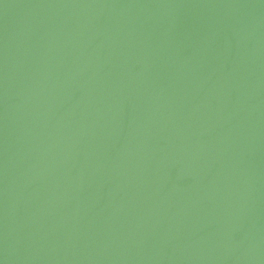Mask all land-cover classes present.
I'll return each instance as SVG.
<instances>
[{"label":"water","instance_id":"1","mask_svg":"<svg viewBox=\"0 0 264 264\" xmlns=\"http://www.w3.org/2000/svg\"><path fill=\"white\" fill-rule=\"evenodd\" d=\"M0 264H264V0H0Z\"/></svg>","mask_w":264,"mask_h":264}]
</instances>
